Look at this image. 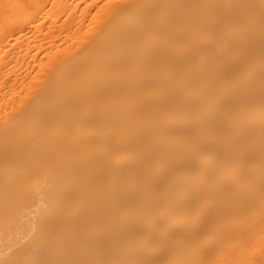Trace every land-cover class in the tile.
Returning a JSON list of instances; mask_svg holds the SVG:
<instances>
[{"label":"bare ground","instance_id":"obj_1","mask_svg":"<svg viewBox=\"0 0 264 264\" xmlns=\"http://www.w3.org/2000/svg\"><path fill=\"white\" fill-rule=\"evenodd\" d=\"M0 264H264V0H0Z\"/></svg>","mask_w":264,"mask_h":264}]
</instances>
